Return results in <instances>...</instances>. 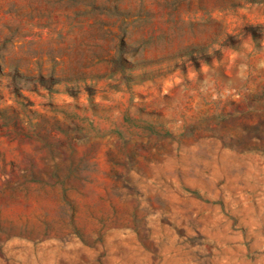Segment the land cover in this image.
<instances>
[{
  "label": "rangeland",
  "instance_id": "rangeland-1",
  "mask_svg": "<svg viewBox=\"0 0 264 264\" xmlns=\"http://www.w3.org/2000/svg\"><path fill=\"white\" fill-rule=\"evenodd\" d=\"M0 264H264V0H0Z\"/></svg>",
  "mask_w": 264,
  "mask_h": 264
}]
</instances>
